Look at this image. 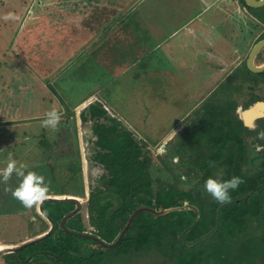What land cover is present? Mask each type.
I'll list each match as a JSON object with an SVG mask.
<instances>
[{"label": "rangeland", "instance_id": "rangeland-1", "mask_svg": "<svg viewBox=\"0 0 264 264\" xmlns=\"http://www.w3.org/2000/svg\"><path fill=\"white\" fill-rule=\"evenodd\" d=\"M138 1L0 0V169L11 154L18 164L45 177L49 195L79 197L88 231L89 187L98 183L104 170L91 159L92 121L83 123L81 112L101 101L152 155V176L173 180L166 166H177L176 157L167 148L177 136L182 138L183 125L228 79L229 71L244 63L263 29L249 12L237 8L238 0L205 2L221 3L227 13L212 5L201 19L196 14L203 4L197 0H164L161 11L151 10L156 0H142L138 17L159 23L154 27L164 34L154 53L167 50L171 57L135 58L132 5ZM187 23L207 28L198 32L215 52L194 55L201 44L195 46L196 39L186 36ZM52 107L61 115L57 130L41 126ZM189 181L185 175L181 184ZM17 184L15 175L8 185L0 184V264L4 247L37 237L47 226L43 218H36L37 208L26 209L10 199L11 192L4 189ZM143 256L107 249L101 264L161 261Z\"/></svg>", "mask_w": 264, "mask_h": 264}, {"label": "trees", "instance_id": "trees-1", "mask_svg": "<svg viewBox=\"0 0 264 264\" xmlns=\"http://www.w3.org/2000/svg\"><path fill=\"white\" fill-rule=\"evenodd\" d=\"M239 1L264 23V6ZM229 103L221 105L207 98L192 121L185 155V175L190 181L184 186L177 176L173 181L152 176L148 151L134 133L115 118L111 123L100 122L106 109L99 101L90 103L81 118L95 119L92 131L98 151L94 158L107 172L103 185L90 192L92 233L112 243L139 206L170 208L163 214L139 212L111 249L160 258L158 264H264V160L254 168L248 165L242 127L232 115L234 104ZM216 173L220 180L237 176L244 181L223 205L203 187ZM43 205L56 223L55 230L38 242L6 253L7 264H101L108 248L80 236L86 228L79 212L65 221L66 228L77 234L59 226L74 203L46 201Z\"/></svg>", "mask_w": 264, "mask_h": 264}, {"label": "flooded vegetation", "instance_id": "flooded-vegetation-1", "mask_svg": "<svg viewBox=\"0 0 264 264\" xmlns=\"http://www.w3.org/2000/svg\"><path fill=\"white\" fill-rule=\"evenodd\" d=\"M261 7H263V6H261ZM245 10H246V12H249V14L252 17H254L253 14L249 11V9L246 6H245ZM254 19H256L260 23V25L263 27V29L259 33V35L256 37V39L254 40L253 44L251 45L249 51L247 52L244 63L240 67H237V68L234 67L233 68L234 70H230L228 79L226 81L222 82L221 84H219L216 88H214V90L211 92V95H209L207 97V98H211V101L217 102L221 105L227 104V101L230 102L229 104H231V103L234 104L235 108L233 110L232 115L234 117H236L237 121H239L238 123L242 127L241 136L244 140V145L246 147V153L248 155L247 156L248 165L252 168L257 167L264 160V138H261L259 135L261 132H264V75H263L264 71L259 72V73L253 72L249 69V67L247 65V59H248V55H249L251 48L253 47V45L258 40L264 38V37L260 38V36L262 35V33L264 31V23L261 20H259L258 18L254 17ZM263 52H264V47L256 54V56L254 58V63L256 65H260L261 63L264 62ZM242 66H243V68H241ZM207 98H205L202 101V103L200 104V106L196 110V115L192 116L189 123H186L183 125L182 138L178 139V136H177L175 139L177 141H175L174 145H171L170 148H167L168 152H170L169 150L173 151L172 152L173 158L176 157V159H174V160L176 161L175 164L177 166H170L167 164L166 169L173 172L172 173L173 180H175V176H177L178 182L182 186L185 185V184L183 185L181 183H182V180L184 179L186 168H187V165L185 164V161H186L185 155L187 153H189L188 144H187V141L189 138V133H190L189 129L192 126L191 125L192 121H194V119L197 117V113L200 111V108L203 105V102H205L207 100ZM99 102L106 109V115L99 117L100 122L111 123V119L115 118L117 121H119L122 124V121L118 117L109 115V112H108V109L106 108V106L101 101H99ZM86 116L88 117V115H86ZM80 118H81V114H80ZM94 120L95 119H92V118H87L86 120L85 119L82 120V118H81V121L83 123H87L89 121H92V125L94 123ZM184 123H185V121H184ZM92 125H91V132L93 133V135L95 137V139L93 141L95 148H94V151L91 155V159L94 162L100 164L104 171L100 175V177L98 178V183L96 185H91L89 187L87 205H88V201L90 198V192L93 190V188L102 186L103 181L105 180V177L107 175L104 164L99 162L98 160H96L94 158V155L98 151V146L95 143L96 135L92 131ZM125 128H127V127H125ZM127 129L132 132L131 129H129V128H127ZM170 135H172V132H170ZM65 154H66V152H65ZM75 155L78 156V155H80V153L76 152ZM148 155L150 156V159H151V162H150V172H151L152 155L149 152H148ZM69 162H72V158H70ZM178 168L182 169V173H180V174L174 173V171L178 170ZM50 170L51 169L49 168V171ZM214 178L220 180L219 173H216ZM50 181H52V180H50ZM64 191L65 190H62V192H64ZM9 197H10V199L13 198L12 195H9ZM72 197L77 198L80 202L79 209L75 213L79 212L81 214L82 221L85 225L83 215L81 212L82 202H81L79 197H76V196H72ZM12 200H14V199H12ZM67 202H71V201H67ZM71 203H74V205H75L73 208V210H74L76 207V203L75 202H71ZM36 214H37L36 218H43L42 219L43 222H46L47 226L45 225L46 228L41 233V235L46 234L48 231H50V229L52 227V224H51L52 219L47 216V214L44 212V210L42 213V211H40V209H38ZM88 219H89V209H88ZM89 224H90V220H89ZM59 226H60V224H59ZM90 226L92 227V230L88 231V229L85 225V228H86L85 233L96 236L92 233L94 231V227L91 224H90ZM55 228H56V223L54 222L53 231L55 230ZM53 231L51 232V234L53 233ZM51 234H49V235H51ZM41 235H38L37 237L31 238L29 240L23 241L19 245H14V246H10V247H12V248L20 247L26 243L31 242L33 239L40 237ZM96 237H98V236H96ZM33 243H35V242H33ZM4 248H6V247H4ZM13 252H15V251H13ZM5 254L6 253H4V252L2 253V262H3L2 264H7V262L5 261V258H4Z\"/></svg>", "mask_w": 264, "mask_h": 264}, {"label": "clouds", "instance_id": "clouds-1", "mask_svg": "<svg viewBox=\"0 0 264 264\" xmlns=\"http://www.w3.org/2000/svg\"><path fill=\"white\" fill-rule=\"evenodd\" d=\"M61 119L60 112L55 107H52L44 114L41 121V126L44 128L57 130ZM264 138V132L260 134ZM3 151V150H0ZM6 167L0 169V184L8 185L9 181L16 176L18 180L17 186L13 189L5 187L6 192H11L14 199L26 209L37 208L48 198L50 185L45 181V177L37 174L35 171L28 170L27 165L17 162L11 154L7 158ZM241 177L233 176L228 180H219L214 177H209L204 181V190L212 196V198L223 205L231 201L230 192L238 189L243 183Z\"/></svg>", "mask_w": 264, "mask_h": 264}, {"label": "crops", "instance_id": "crops-1", "mask_svg": "<svg viewBox=\"0 0 264 264\" xmlns=\"http://www.w3.org/2000/svg\"><path fill=\"white\" fill-rule=\"evenodd\" d=\"M156 1L157 2H155L156 3L155 6L152 7L151 10L161 11L164 7L165 2H163L164 0H161V1L156 0ZM197 1H199L200 3L203 4L202 9H200L198 11V13L196 14V15H198V16H196L198 19H201L202 18L201 14H203V11L212 7V5H213V7L219 5L218 6L219 13H221V14L227 13V7L221 5V3H218V5H216V3L213 4V2L205 3V2H208L209 0H203V1L197 0ZM210 1H212V0H210ZM140 2H142V0H139L136 4L132 5V44H133L132 48L133 49L135 48V50L138 52L137 54H135L134 57L137 58V56H138V58H139V56L141 55L140 57L143 56L147 59H151L152 57H154V58L169 57L170 58L171 56L168 54L169 51H167V50L161 51L162 53L160 55H158V53H154L155 51L157 52L159 50L158 45L161 47L163 41L165 40L163 37L164 34L162 33V29L160 27L157 29H156V26L154 27V24H159V23H157V22L154 23L155 21L148 19V18H146V20H143L142 18L138 17V15H141V14H139V10L141 9ZM240 7H242L245 10V6L242 3L239 4V0H238L237 1V8L240 9ZM133 16H135V17H133ZM208 20H209V25L213 26L212 20H210V19H208ZM204 21L206 22L205 19H204ZM194 22H195V20H194ZM190 24L191 23H187V25L184 24L186 36H191L194 39H196V41L194 43L195 46L197 45L196 42L198 43L200 41V44H201L200 47L198 46L199 48L197 49V51L194 55H196L197 53H202V54L203 53H209L208 50H210V49L213 52H215L214 48H212L210 45L206 44L207 43L206 39H208V38L204 37L201 33L198 32L199 30H203V29L206 31L207 28L203 27L201 24L200 25L198 24L197 27H194V25H192V24H191L192 25L191 26ZM209 43H211L210 39H209ZM212 43H214V42H212ZM152 44H156V45H152ZM132 48L130 47V50ZM142 52H144V53H142ZM165 63L166 62L164 61V64ZM162 64H163V62H162ZM7 247H10V246H7Z\"/></svg>", "mask_w": 264, "mask_h": 264}, {"label": "water", "instance_id": "water-1", "mask_svg": "<svg viewBox=\"0 0 264 264\" xmlns=\"http://www.w3.org/2000/svg\"><path fill=\"white\" fill-rule=\"evenodd\" d=\"M245 3L248 5V6H251V7H261V6H264V0H244ZM264 47V38L258 40L254 45L253 47L251 48L250 52H249V55H248V59H247V65L249 67V69L253 72H263L264 71V62L261 63L260 65H256L254 63V58L256 56V54ZM46 201H62V202H67V201H71V202H75L76 203V207L73 211H70L68 214H66L61 222H60V226L68 233H73V234H77L73 231H70L69 229L66 228L65 226V221L67 218H69L71 215H73L78 209H79V206H80V202L77 198L75 197H72V196H66V195H62V196H52V195H49L48 198L39 206V209L40 211H42L43 213V204L46 202ZM169 209H153L151 207H148V206H139L138 208H136L133 213L130 215L127 223L125 224V226L123 227V229L121 230V232L119 233L117 239L115 241H113L112 243H106L104 242L103 240H101L100 238L96 237V236H93V235H90L88 233H83V234H78L80 236H88V237H91L93 238L94 240H96L99 245L101 247H104V248H108V249H111V248H114L118 245V243L120 242V240L123 238V236L125 235L126 231L128 230V228L130 227V225L132 224L134 218L136 217V215L141 212V211H149V212H152V213H155V214H163L167 211H169ZM51 224H52V227L50 229V231H48L46 234H43L41 235L40 237L38 238H35L33 239L31 242L29 243H26L20 247H17V248H12V247H6L3 249V252L4 253H8V252H13V251H17L18 249H20L21 247L27 245V244H31L33 242H38L40 240H42L43 238L47 237L49 234H51V232L53 231L54 229V222L53 220H51Z\"/></svg>", "mask_w": 264, "mask_h": 264}]
</instances>
